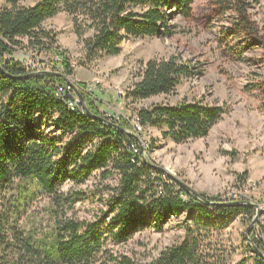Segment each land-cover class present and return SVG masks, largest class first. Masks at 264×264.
<instances>
[{"label":"trees","instance_id":"trees-1","mask_svg":"<svg viewBox=\"0 0 264 264\" xmlns=\"http://www.w3.org/2000/svg\"><path fill=\"white\" fill-rule=\"evenodd\" d=\"M24 1L5 0L0 9V264H135L114 257L107 241L126 243L148 223L159 230L184 215V239L145 264H232V247L224 240L227 220L251 219L254 207H229L225 205L244 202L225 203L218 196L185 191L146 158L129 122L116 123L101 114L84 92L88 110H70L56 90L65 85V78L74 76V69L57 33L44 27L66 14L83 45L84 63L94 64L119 56L126 41L171 37L173 12L191 18L194 0H40L31 7ZM245 1L219 0V4L238 14L236 30L255 35ZM17 51L54 55L64 77L53 70L50 75L20 79L32 71L12 59ZM191 76V66L179 57L153 59L144 64L131 95L139 100L171 95ZM227 114L224 107L200 100L157 104L136 115L145 129H160L164 139L185 144L207 138ZM48 125L55 127L58 138L47 135ZM94 174L102 182L119 176L118 187H103L109 195L107 211L96 222L68 216L86 193L65 194L62 187L68 181L85 185ZM40 194L52 207L51 226H23ZM253 233L254 229L243 237L251 252L259 249L250 245ZM253 264H264V259L255 253Z\"/></svg>","mask_w":264,"mask_h":264},{"label":"rangeland","instance_id":"rangeland-1","mask_svg":"<svg viewBox=\"0 0 264 264\" xmlns=\"http://www.w3.org/2000/svg\"><path fill=\"white\" fill-rule=\"evenodd\" d=\"M4 1L0 0V9ZM39 1L25 0L23 5L31 7ZM245 2L249 21L256 29L255 35L236 30L238 14L220 5L219 0H194L191 18L185 19L173 12L170 23L174 33L171 37L126 41L119 56L107 57L94 64L84 63L83 45L66 14H60L44 25L57 33L58 44L67 52L74 69V76L65 78V84L78 86L79 94L84 92L90 96L91 103L93 100L98 103L95 104L98 111H107L120 122L139 124L136 114L140 110L151 109L157 104L174 106L182 101L202 100L228 111L207 138L176 144L171 139H164L162 130L148 128L142 144L148 149L144 150L146 158L166 175L170 173L197 193L227 199L236 196L237 192V198H247L246 202L255 206L251 219L233 216L227 220L229 228L224 240L232 247V264H253L255 253L243 242L244 235L247 238L254 229L249 241L252 246L255 236L264 239V0ZM21 41L27 44V39ZM170 56L179 57L181 62L190 65L192 76L182 80L171 95L148 100L132 96L144 64ZM5 59L11 58L6 55ZM12 59L32 72L54 70L63 74L61 63L52 54L17 51ZM52 64L56 65L55 69ZM84 105L88 110L87 102ZM48 126L47 135L58 138L55 127ZM141 131L138 130V134ZM244 173L247 176L239 180L238 176ZM118 185L117 174L107 182H102L99 174H94L85 185L68 181L62 192L86 193L68 216L96 222L101 218V212L108 209L109 195L103 187L116 188ZM51 209L47 197L40 194L34 199L23 226L40 229L51 226ZM186 220V215L173 218L159 230L148 223L146 228L135 231L126 243L115 244L108 240V249L118 259L126 257L135 264L149 263L184 239Z\"/></svg>","mask_w":264,"mask_h":264},{"label":"built area","instance_id":"built-area-1","mask_svg":"<svg viewBox=\"0 0 264 264\" xmlns=\"http://www.w3.org/2000/svg\"><path fill=\"white\" fill-rule=\"evenodd\" d=\"M98 84V83H97ZM79 88L76 85H72V84H65L64 86H58L57 90H56V94L58 96H61L62 98H64L67 101H71L72 104H74L76 106V108L78 109H82L85 110V107L79 100V98L77 97V92H79ZM72 96L73 99H69L68 96ZM94 105L98 103L93 100ZM95 107H97L95 105ZM86 111V110H85ZM101 114L103 115H107V117L111 118L112 120H114L116 123L120 122V119H118L117 117L111 115L110 113H108L107 111H105L104 113H102L100 111ZM131 125V131L130 133L135 136L138 141H139V146H140V150L142 151V153H144V145L142 144V135L138 134V127L137 124H134V121H132V123H130ZM225 200H238V202H246L248 201L247 198H237V192H236V196H229V198L225 199ZM257 242H261L262 246H261V253L264 255V239L260 237V235H258L256 237Z\"/></svg>","mask_w":264,"mask_h":264},{"label":"water","instance_id":"water-1","mask_svg":"<svg viewBox=\"0 0 264 264\" xmlns=\"http://www.w3.org/2000/svg\"><path fill=\"white\" fill-rule=\"evenodd\" d=\"M0 69H1V71H3L1 67H0ZM50 74L51 73L48 72V71H39V72L37 71V72H32V73H30V74H28V75H26V76H24V77H22L20 79H30V78H34V77H37V76H40V75H50ZM57 75L58 76H61V77H64L63 74H61V73H57ZM77 95H78V98H79L80 102L83 105L86 104L85 99L83 98V96L81 94H79V92H77ZM88 114L91 115L89 111H88ZM98 119L100 121H102L103 123L107 124V121L106 120H104L102 118H98ZM167 176L169 178H171L172 180L176 181L181 186V188H183L185 191H187L189 193L196 192L190 186L185 185L183 182H181L180 180H178L177 178H175L174 176H172L170 173H167ZM213 205H221L222 206L223 204L213 203ZM225 206H229V207H235V206H252V204L250 202H244V203H241V204H238V203H228ZM247 232H249V229L247 230ZM254 251H257V250H254ZM257 254L264 259L263 254L260 251H257Z\"/></svg>","mask_w":264,"mask_h":264},{"label":"bare ground","instance_id":"bare-ground-1","mask_svg":"<svg viewBox=\"0 0 264 264\" xmlns=\"http://www.w3.org/2000/svg\"><path fill=\"white\" fill-rule=\"evenodd\" d=\"M68 97H69V99H73V97L70 96V95H69ZM58 98H59V99H64V98H62L61 96H58ZM67 105H68V107L70 108V110H72V111L75 110V109H77L76 106H75L74 104L71 103V101H67ZM81 110H82V109H81ZM85 110H87L86 107H85ZM82 111H83V110H82ZM82 113H84V112H82ZM137 125H138V130H139V131L142 130L141 132H139V134H141V135H142V138H143L146 129H145V128H142L140 123L137 124ZM144 150L147 151L148 149H145V148H144ZM144 154H145V153H144ZM220 201H224V202H226L225 199H221ZM236 201H238V200H229V202H236ZM252 207H255V206L252 204ZM249 230H250V228H249ZM256 237H257V236H255L254 239H253L252 241H254L255 244L259 246V249H257L256 247H254V250L260 251V250H261L262 243H261V242H257ZM257 251H254V252L257 253ZM260 252H261V251H260ZM263 257H264V255H263Z\"/></svg>","mask_w":264,"mask_h":264}]
</instances>
